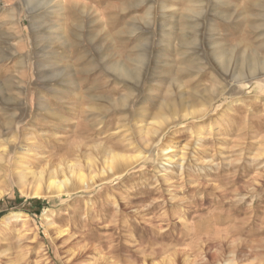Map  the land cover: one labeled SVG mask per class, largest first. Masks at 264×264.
Segmentation results:
<instances>
[{
    "label": "rangeland",
    "instance_id": "1",
    "mask_svg": "<svg viewBox=\"0 0 264 264\" xmlns=\"http://www.w3.org/2000/svg\"><path fill=\"white\" fill-rule=\"evenodd\" d=\"M41 1L0 0V264H264V0Z\"/></svg>",
    "mask_w": 264,
    "mask_h": 264
},
{
    "label": "bare ground",
    "instance_id": "2",
    "mask_svg": "<svg viewBox=\"0 0 264 264\" xmlns=\"http://www.w3.org/2000/svg\"><path fill=\"white\" fill-rule=\"evenodd\" d=\"M54 1H56V0H46V1H41V2H39V3H34L35 5H37V8L35 9V5H34V7H33V9H35V14L36 13H38V14H49L51 11H52V6H51V4L52 3H54ZM63 2H68V1H70V0H62ZM71 3H72V1H71ZM74 7V6H73ZM76 7V6H75ZM74 7V8H75ZM77 8V7H76ZM76 8H75V10H76ZM88 9H90V8H87L86 10H88ZM31 10V9H30ZM74 10V9H73ZM78 10V9H77ZM83 10H85V8H83ZM91 10V9H90ZM89 10V11H90ZM33 11V10H32ZM79 11V10H78ZM77 11V12H78ZM81 11H82V9H81ZM80 12V11H79ZM83 12H85V11H83ZM79 14V13H78ZM88 14H89V12H88ZM34 15V14H33ZM31 16V15H30ZM33 20V19H32ZM35 22V21H34ZM34 24V23H33ZM76 37V36H75ZM61 41V40H60ZM68 47V46H67ZM141 50V49H140ZM139 50V55L137 56V58L136 59H134V60H132L131 62L132 63H134V64H136L138 67L137 68H134V69H131V65H122V64H120V63H115V62H112V61H110V62H104V66H105V69H104V72L106 71H109V73L110 72H112V73H115L118 77H120V78H124V79H130V80H134V81H137V74H138V72L140 73L143 69H144V64H142V62H141V60H139V59H141V56H144V55H146L147 54V51L146 50H141L140 51ZM151 52V51H150ZM13 56V55H12ZM39 57V56H38ZM41 57H43V56H41ZM8 58V56H6L5 54H0V59L2 60H5V59H7ZM55 58H57V57H55ZM59 58V57H58ZM58 58H57V60H58ZM11 59V58H10ZM45 59V58H44ZM61 59V58H60ZM220 59H222L224 62H225V60H226V56H224L223 54L220 56ZM37 60V59H36ZM53 61V60H52ZM221 61V60H220ZM55 62H56V60H55ZM54 62V64L55 65H58L59 63H57V62H59V61H57L56 63ZM222 62V61H221ZM223 62V63H224ZM37 63V62H36ZM54 65V67L55 68H51V69H56L57 70V75L58 76H60V77H66V75H69L68 73H67V70L66 69H64V68H61V66H58V67H56ZM47 70V69H46ZM138 71V72H137ZM147 71V70H146ZM69 72V71H68ZM148 72V71H147ZM147 72H146V75H147ZM107 74V73H106ZM141 74V73H140ZM127 81V80H126ZM45 82H46V80H45ZM128 84V83H127ZM13 85V84H12ZM58 86H61V84H57ZM136 86H137V84H135ZM133 86V85H132ZM233 87V86H232ZM10 88H13V86H9V89ZM134 88H135V86H134ZM8 89V90H9ZM50 92V91H49ZM51 92H53V91H51ZM53 93H55L56 94V92H53ZM38 100H36V101H38V103H40L41 102V98H37ZM10 101V100H9ZM116 101V100H115ZM109 105H113V99L112 98H107V101H106ZM32 103H33V101H32ZM34 104V103H33ZM115 105V104H114ZM39 106V105H38ZM41 106H39L38 108H40ZM42 110V109H41ZM120 110V109H119ZM45 112H49L48 111V109L45 107ZM22 114H25V111H23L22 112ZM134 160H138V158H134ZM171 160V159H170ZM25 178H26V175H24V176H22L21 177V181L23 182V180H25ZM91 181H92V179H91ZM93 182V181H92ZM80 184H82L83 186H86L87 184H88V182H87V180L85 179V177L84 176H80ZM83 188V187H82ZM47 193L45 194V195H43L41 192H40V190H37L35 193H34V195L37 197V196H40V195H42V196H46V195H53V196H61V195H64L65 194V192L67 191V180L66 179H64V180H62V181H56V180H53V179H49V182H48V184H47ZM22 220V219H21Z\"/></svg>",
    "mask_w": 264,
    "mask_h": 264
},
{
    "label": "trees",
    "instance_id": "3",
    "mask_svg": "<svg viewBox=\"0 0 264 264\" xmlns=\"http://www.w3.org/2000/svg\"><path fill=\"white\" fill-rule=\"evenodd\" d=\"M33 202V204H40V201H32Z\"/></svg>",
    "mask_w": 264,
    "mask_h": 264
}]
</instances>
